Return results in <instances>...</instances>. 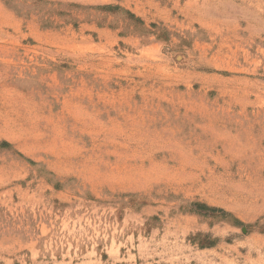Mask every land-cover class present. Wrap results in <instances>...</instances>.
Instances as JSON below:
<instances>
[{
  "label": "rangeland",
  "instance_id": "374dc122",
  "mask_svg": "<svg viewBox=\"0 0 264 264\" xmlns=\"http://www.w3.org/2000/svg\"><path fill=\"white\" fill-rule=\"evenodd\" d=\"M0 264H264V0H0Z\"/></svg>",
  "mask_w": 264,
  "mask_h": 264
}]
</instances>
